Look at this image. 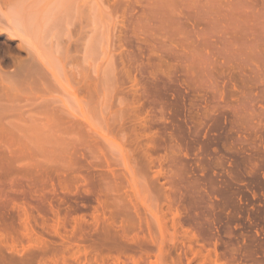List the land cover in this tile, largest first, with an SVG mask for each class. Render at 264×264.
<instances>
[{
    "label": "rangeland",
    "instance_id": "1",
    "mask_svg": "<svg viewBox=\"0 0 264 264\" xmlns=\"http://www.w3.org/2000/svg\"><path fill=\"white\" fill-rule=\"evenodd\" d=\"M160 81L196 129L223 112L219 149L264 182V0H0V264H264V187L210 195L197 147L224 209L173 193Z\"/></svg>",
    "mask_w": 264,
    "mask_h": 264
},
{
    "label": "bare ground",
    "instance_id": "2",
    "mask_svg": "<svg viewBox=\"0 0 264 264\" xmlns=\"http://www.w3.org/2000/svg\"><path fill=\"white\" fill-rule=\"evenodd\" d=\"M131 43L132 44L128 43L129 47H133V42H131ZM155 84H158V85H154L151 83L148 86H146L147 87L146 94L148 97L150 95L149 99L151 100V102H153L154 105L162 104V106L163 105L165 106V105H167V101H168L167 99H169V97H170L168 94H166L164 92L165 90L163 91V89L160 85L164 86L165 89H167L169 92H172L176 96L175 100H176L177 104H176V109L174 110L175 111L174 115L172 113L171 115H169L170 117L168 118V119H170V123L167 124L166 122H164L165 124L163 123L162 125H160V129L162 130V132L168 136V140L164 144H162L161 149H164L165 151H167L168 158H169L168 166L170 165L169 168L171 167L172 168L171 172L173 171L172 173H174V177H173V175H170V177L171 176L173 177V183H171V184L172 185L174 184L176 186L175 188L178 187L177 189H175L173 191V193H175V192L178 193L179 190L183 189L182 191H185L184 194L186 193L187 195L186 194L183 195V193H181L180 195H183V199L188 200V201H186L188 206H190V207H191V205H192V207L194 206L195 210L198 209L197 207H195L197 205H200L198 207H201V205L205 204L204 207H206V208L209 207L210 205L208 206L207 203H210V204L213 203L212 208L215 205V203H217V205H216L217 207L221 206V208H223L222 205L218 206V203H219L218 201L215 203L212 202L210 200L209 196L208 195L206 196V194H207L206 192H204V193H206L204 195V193H203L204 190L200 191L201 180L203 181L204 178L202 177L203 179H201V180L198 179L197 177L200 176L199 174H197L198 176L196 177V175H195L196 173H194V171H192L190 169L191 170V172H190L187 169V168H190V166H191L190 162L192 161V159L189 158L191 161H189V159H186V157L183 156V152L189 153V155L193 156L192 152H194L195 149L197 150L198 149L197 147H199L202 151V152H200V154L198 153L199 155H201V154L205 155L204 156L205 160L207 159L206 156H210V157L214 158L215 160L217 159L218 164L221 168V169L220 168L216 169L217 173L215 176H213V175L209 176L208 174L205 175V180H207L206 182H208V184L206 183L207 184L206 186L210 185L209 187H207L208 189L206 188L208 192L211 191V192H209V193H211L210 195H217V196L221 197L222 200H224V202H227V197L224 193V191L227 189L226 187H229V188L233 187V190H235L236 188H234V187L238 186V182L241 180H242V182L244 180L248 184V186L250 184H255L258 188L264 187V184H262L264 182H262V180H261L262 183H259V181H260L259 176L244 179V177L241 175V173H239L236 170V165H235V162L233 161V158L231 156H229L228 154L223 153L219 149V143L221 141V138H222L223 133H224L225 128H226V123H225L226 118H225V114L223 112L221 113V112H218L216 110L213 111L206 118V122L204 124V127L200 128V129H196V128L190 126V123L184 117V113H185V109H186L185 108V105H186L185 99H187V94L185 92L186 90L184 91L181 87H179L177 85H171V84H170V86L166 85L167 86V88H166L165 83H163L161 81L158 83H155ZM147 91H148V93H147ZM166 95L168 96V98H166L167 97ZM151 97H152V99H151ZM168 105L171 106L169 103H168ZM197 157H199V156L197 155ZM202 158H203V156H202ZM204 159H202V160H204ZM214 159H212L213 163H214ZM207 162H208V160H206L205 163H207ZM210 162H208V163H210ZM192 163H194V162H192ZM199 163H202V162H199ZM208 163H207V166H204V168L205 167L208 168L211 165V163H210V165L208 166ZM213 163H212V166H213ZM195 166L196 165H194V168H195ZM212 166H210L209 169L213 168ZM211 170L213 171V169H211ZM187 172H188V174H190V177L188 176ZM172 173L169 172L168 174H172ZM172 177L169 179H172ZM200 178H201V176H200ZM245 182H243V183H245ZM169 185H170V183H169ZM201 186H203V185L201 184ZM221 186H223L224 188H221ZM243 187H241V188L243 189ZM209 189H211V190H209ZM240 191L241 190L239 188V192ZM177 193L173 194L175 196V198H177L176 197ZM241 193H244V192L241 191ZM247 195H249V194H247ZM177 196H179V193ZM186 196H187V198L185 199L184 197H186ZM256 198H257V196H256ZM262 200L264 201V199H262ZM220 203H223V202H220ZM227 203H229V202H227ZM223 205H225V204H223ZM192 207H191V209H194ZM204 207L202 206L201 209H198L199 213L201 212V214L209 220V218L211 219V217H208V215L212 214L210 211L212 209L211 208L208 210L206 208L203 209ZM191 209H189V211H191ZM213 210L216 211L215 207ZM193 212H194V210H193ZM216 213H217V211L215 212V216L218 214V213L217 214ZM218 216L221 217V215H217L216 218ZM189 218H192L191 220H189L190 222H192L193 220L194 221L196 220L195 218H197V216H194V217L190 216ZM189 218H187V219H189ZM222 218H219L220 220L219 219L217 220L214 218V220L220 222L221 220H223ZM197 219H199V215H198ZM200 219H201V217H200ZM203 222H204V219H203ZM211 222L212 221H210V223ZM210 223H208L209 227H205L204 226L205 223H203V226L205 228H203V226H202V228L199 229V230L202 229V233L207 237V239L210 240L212 238L218 237L220 234H221L220 239L225 234H226V236L228 233L230 235L231 232H228V231H231L232 229L230 230V229H228V226H226L228 222L226 223L225 226H220V228H218V229H220V232L218 231L219 234L212 232L213 230L211 229L210 226H212L213 224L211 223L212 225H210ZM190 225H191V223H190ZM206 226H207V224H206ZM199 227H201V226L199 225ZM196 228L198 229L197 226H196ZM226 236H225V238H226ZM225 242L231 244L232 240L231 239L228 241L225 240ZM225 249H228V247L226 246ZM228 250L229 251H227V253L230 252V248ZM231 253H233V251H231ZM228 255H229V253H228ZM252 260H253V257H252ZM255 262H257V261H255ZM257 264H259V263H257Z\"/></svg>",
    "mask_w": 264,
    "mask_h": 264
}]
</instances>
